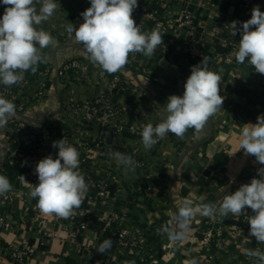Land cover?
I'll list each match as a JSON object with an SVG mask.
<instances>
[{"label":"crops","instance_id":"1","mask_svg":"<svg viewBox=\"0 0 264 264\" xmlns=\"http://www.w3.org/2000/svg\"><path fill=\"white\" fill-rule=\"evenodd\" d=\"M259 1L264 4V0ZM56 2L60 7L42 27L58 43L54 48L43 50L48 57L42 63L45 68L31 73L26 83L20 85L17 95L20 100H27L23 113L15 112L7 126L0 128V175L9 172L8 179L15 194L12 199L0 197V216L17 222L13 230L0 229V264H11V249L23 245L32 250L29 264H94L95 260L102 264H125L126 261L149 264L148 261L141 263L134 249L120 247L116 240L103 233V223L112 213L124 216V227L146 231L148 253L156 258L157 264H184L193 257L199 264H246L243 249L264 251V244H258L254 237L244 243L235 240L234 228L244 216L253 214L249 208L239 216L230 214L225 219L216 218L226 235L223 250L215 254V263L199 243L208 228L209 218L198 215L192 222V238L175 247L167 237L157 234V229L171 219L169 212L174 211L181 200L190 197L199 202L203 197L205 203H217L241 184L249 183L253 177L259 178L257 170L262 165L253 156L245 155L238 146L243 124H255L257 116L264 115V74L255 72L247 60L238 64L234 56L241 36L239 32L235 36L232 34L230 24L233 21L242 24L250 18L246 5L238 0H138V6L145 7L153 18L133 12V19L144 32L158 26L164 33V45L161 44L151 58L136 53L132 64L129 59L128 66L120 71L152 102V110L147 117H140L133 111L122 115L117 121L121 132L117 140H113L112 126L96 121L80 126L78 117L75 118L67 106L71 99L74 102L93 101L115 90V74H108L91 63L83 45L75 40L74 34L66 31L69 23L75 27L83 23L80 13L90 7V0ZM185 7L194 14L191 28L178 23ZM4 9L0 3V17ZM203 56L208 58L209 69L222 76V109L210 117L198 133L192 128L183 138L169 133L150 151H145L140 136L142 127L147 123L155 126L166 117L167 97L183 94L191 66L199 64ZM72 60L88 61L89 71L86 76H71L64 88L55 83L57 69ZM47 68L54 82L40 91L45 80L40 73ZM4 87L0 84V91ZM128 97L120 94L117 102L125 104ZM16 119L28 125L66 122L71 129L69 143L79 151V171L86 183L90 179L106 182L111 196L106 207L92 203L87 195L82 206L75 209L88 212L86 229L80 228L83 219L79 216L71 222L59 221L54 215L41 214L35 207L37 201L29 195V183H38L35 166L49 154L55 158L58 149L51 146L46 154L37 155L30 148H24V136L13 128ZM100 140L103 149H96L94 144ZM10 151L29 158L22 170L25 180H17V174L9 171ZM117 151L132 155L141 165L136 166L134 172L125 173L123 166L108 155ZM22 217L25 222L21 224ZM105 239H111L113 247L100 254L98 247Z\"/></svg>","mask_w":264,"mask_h":264},{"label":"clouds","instance_id":"2","mask_svg":"<svg viewBox=\"0 0 264 264\" xmlns=\"http://www.w3.org/2000/svg\"><path fill=\"white\" fill-rule=\"evenodd\" d=\"M0 3L5 6L0 17V84L11 87L22 83L25 73L35 74L39 65L47 61L43 50L57 45V40L42 24L54 15L60 4L56 0H0ZM137 7L138 0H90V7L80 13L83 23L79 27L69 23L66 31L83 45L91 63L108 74H115L124 69L130 54L140 53L151 58L163 44L164 33L158 26L144 32L136 24L133 12ZM238 24L241 22L230 24L232 34L239 32L241 36L234 53L236 62L243 64L247 60L255 72L264 74V12L257 5L252 9L251 18L240 27ZM221 82L222 76L209 69L207 57L203 56L199 64L191 66L183 94L167 97L166 117L155 126L147 123L142 127L140 136L144 150L150 151L169 133L178 138H183L189 128L198 133L209 118L222 109ZM15 112L14 102L0 96V128L7 126ZM238 146L262 165L257 170L259 178L253 177L249 183L241 184L217 203H205L203 197L199 202L190 197L181 200L176 209L169 212L171 219L157 229V234L167 237L173 247L192 238V222L198 215L225 219L230 214H244L246 208L253 213L247 217L249 236L258 244H264V115L257 116L255 124H243ZM52 147L57 148L58 153L55 158L49 154L37 162L38 183H29V195L36 199L35 207L41 214L67 220L82 206L89 186L79 171L78 149L65 137L53 141ZM108 155L123 166L125 173L135 171L132 155L118 151ZM12 190L10 180L0 175V197ZM112 247L113 241L105 239L98 252L104 254ZM243 252L249 259L255 258L258 264H264V251L259 248L243 249ZM125 264H135V261ZM184 264H199V260L193 257Z\"/></svg>","mask_w":264,"mask_h":264},{"label":"built area","instance_id":"3","mask_svg":"<svg viewBox=\"0 0 264 264\" xmlns=\"http://www.w3.org/2000/svg\"><path fill=\"white\" fill-rule=\"evenodd\" d=\"M158 1L163 2L164 0ZM238 1L244 3L250 10V18L252 9L257 5L259 6L260 10L264 12V4H262L259 0ZM182 13L183 18L182 20L178 21V23H180L184 28H191L194 23L193 12L190 10V8L185 7ZM134 14H141L147 19L153 18V14L149 13L143 6H138L135 9ZM135 55L136 53L130 54V64H132L134 61ZM88 71V61L72 60L63 64L57 69L56 83L66 87L71 76H86ZM40 75L45 77V80L42 82L40 87V91H43L48 87V84L50 82H54V80L51 76V71L48 68L45 70V72L40 73ZM26 81L27 75L25 73V78L22 83L13 85L11 87L5 86L0 91V96H3L4 98L14 102L16 105V113L18 114L23 113L24 108L27 105V100H20L17 95L20 85L26 83ZM113 83L115 90L112 93L102 94L95 100L87 102H74L71 99L67 102V106L69 108V112L74 115L75 118L78 117L77 121L80 126L85 125L89 121L100 122L102 125H110L113 128L111 131V138L113 140H117L121 132V129L117 124L118 119L128 111H133L143 117L149 116L152 110V102L145 98L144 95H141L140 89L137 87V85L134 84L133 81H130V79H126V77L120 71L115 73L113 76ZM250 90L253 91L252 89ZM120 94H127V96H129L128 101L125 104H119L117 102L118 96ZM13 128L16 133L24 136V148H30L32 153L37 155L46 154L49 148L52 146L53 141H57L63 137H65L68 142L71 139V129L63 120L55 122L51 121L43 125H28L25 121L16 119L13 122ZM102 144L103 142L100 140L99 142H95L94 146L96 149H103ZM10 152L11 153L7 165L14 169L13 171L17 174V180H21V176H23V166L29 161V158L20 157L15 155L12 151ZM140 165L141 164L136 162V166ZM6 172L7 171H4L5 176L8 178L9 172ZM87 184L89 186V190H95L94 195L87 194L89 200L96 205L106 207L111 201V196L108 192L106 182L102 180L90 179ZM6 196L12 199L15 197V194L11 191L7 193ZM87 215L88 212L85 209L74 210L73 216L70 219H67V221L71 222L75 216H79L83 219L80 224V228L84 230L88 226L86 219ZM247 217L248 216H244L243 220L233 230V234L237 242L244 243L245 241H248L252 238L249 236L250 226L247 223ZM56 218L59 221H66L62 218ZM215 220L216 219L207 220L206 225L208 228L199 241L211 262H214L215 254L223 250L224 237L226 235L225 228L216 223ZM19 221L22 224L25 222V218L22 217ZM124 221L125 218L123 215L119 213H112L103 223V233L106 236L116 240L120 247L134 249L141 263L148 261L149 264H157L158 261L156 258L149 255L148 253L149 238L146 231L139 227L135 229L124 227ZM16 226L17 222L13 219L0 216V229L13 230ZM10 256L11 264H29L32 257V250L27 245H23L11 249ZM245 262L246 264H258V261H256L255 258L249 259L247 256L245 257ZM94 264H102V261L95 260Z\"/></svg>","mask_w":264,"mask_h":264},{"label":"trees","instance_id":"4","mask_svg":"<svg viewBox=\"0 0 264 264\" xmlns=\"http://www.w3.org/2000/svg\"><path fill=\"white\" fill-rule=\"evenodd\" d=\"M128 66V65H127ZM45 68V64H41V65H39V67H38V71L36 72V73H38L39 71H41L42 69H44ZM31 74V72L29 71V72H27L26 73V75L27 76H29ZM114 76V75H113ZM48 87H49V84H48ZM13 168H10L9 167V171H11V173L13 172ZM87 194H89V195H94L95 194V190H92V189H90V190H88V193Z\"/></svg>","mask_w":264,"mask_h":264},{"label":"rangeland","instance_id":"5","mask_svg":"<svg viewBox=\"0 0 264 264\" xmlns=\"http://www.w3.org/2000/svg\"><path fill=\"white\" fill-rule=\"evenodd\" d=\"M53 78V77H52ZM53 80H54V78H53ZM56 80H57V77H55V83H56ZM66 84V83H65ZM64 87V86H63ZM65 88V87H64ZM150 115V114H149ZM138 116H140V117H143V116H141V115H139L138 114ZM147 117V116H146Z\"/></svg>","mask_w":264,"mask_h":264}]
</instances>
